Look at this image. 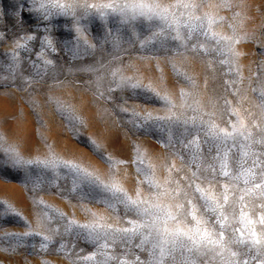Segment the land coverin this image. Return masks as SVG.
I'll return each instance as SVG.
<instances>
[{"label":"rangeland","instance_id":"1","mask_svg":"<svg viewBox=\"0 0 264 264\" xmlns=\"http://www.w3.org/2000/svg\"><path fill=\"white\" fill-rule=\"evenodd\" d=\"M59 2L72 8L44 20L32 0H0V264H147L139 234L112 235L139 223L125 194L176 203L156 201L146 176L162 191L191 193L194 180L219 193L229 180L217 144L233 176L246 170L231 181L226 236L264 230V189L253 186L264 172V0H143L167 8V22L86 7L139 0ZM240 121L249 139L213 137Z\"/></svg>","mask_w":264,"mask_h":264},{"label":"snow or ice","instance_id":"2","mask_svg":"<svg viewBox=\"0 0 264 264\" xmlns=\"http://www.w3.org/2000/svg\"><path fill=\"white\" fill-rule=\"evenodd\" d=\"M183 6L189 7L190 5L185 4ZM21 7H23V4H21ZM86 7L96 8L101 15L105 14L103 9L115 11L119 8L125 15L130 10L131 16L129 19L131 20L141 16L149 21L159 19L167 22V8L159 4H148L143 2V0L124 5L107 3L103 5H86ZM70 8H72V5H65L59 0H32L30 11L36 12L42 19L47 20L54 14L52 9H58L59 13H65ZM27 39L31 40L33 37L28 36ZM18 47H23V45H18ZM155 94L160 96L159 93ZM160 99L166 105L171 104L167 96H160ZM172 106L174 107V105ZM144 119L172 120L173 117H153L151 113H146ZM241 129H244L242 121L239 122V128L233 125L232 131L220 129L218 132L213 131L212 135L225 145L228 140L235 141L237 135L242 136L245 140L249 139L251 132L245 135V132L241 131ZM259 142L257 141V143ZM241 147L243 148L244 146L242 145ZM243 155H247V152H244ZM214 159H218L220 162L219 175L229 180V184L221 185L219 193L211 188H201L199 184H194V180L188 185L192 188L191 193L181 189L179 185L162 191L159 184L154 183L146 176L145 182L155 192L156 201H159L162 196H167L176 201V203L161 204L155 201L150 203L148 200L139 198V190H137L138 198L136 200H132L125 194V198L121 202L135 211L139 218V223L129 221L130 224H134L132 229H115L112 235L115 236L121 232L128 233L129 231L133 234H139L142 237V244L148 243L151 245L149 251L150 260L147 264H169V261H171V264H196V261L186 256L185 252L196 255H208L211 253L213 258H220L219 264H252L253 261L256 264H264V230L257 233L254 228H249L248 237L245 238V232L237 228L233 229L231 235L226 236L230 225L229 215L226 214L225 209L229 205V197L232 194L230 188L235 187L231 184V181L238 180L242 175H245L246 170L241 168V171L233 176L228 166V150H225L221 156L220 144H217V155ZM138 171L140 170L138 169ZM192 176L194 179L200 178L196 172H193ZM203 180L212 185L217 180L215 169L213 168L211 178L205 176ZM248 182V180H244L245 184H248ZM253 186L257 189H264V172L261 173L260 182L255 183ZM117 190L119 191V189ZM241 191L244 194H250L252 189H241ZM260 194L264 196V191H261ZM194 199L195 203L193 202ZM238 199L243 201L244 195L239 196ZM213 217L214 220L212 219ZM210 221L211 226H209ZM245 221L247 225L253 224V221L247 219L246 214L241 212L240 222L243 224ZM169 222H172L171 226H169ZM258 223L264 225V216L260 217ZM97 228L103 229L104 226L93 225V230ZM237 232L239 233L238 236L236 235ZM104 234L108 235L107 232ZM233 246H237L238 249L244 248L245 250L243 252L234 251ZM253 249H255V255L249 257V253ZM178 252L180 254L179 259L177 257ZM137 261H139V257H137ZM139 264H145V262L141 261ZM202 264H207V262H202Z\"/></svg>","mask_w":264,"mask_h":264}]
</instances>
